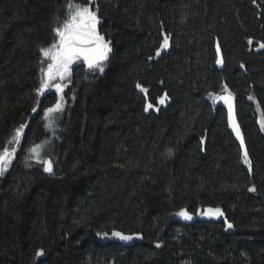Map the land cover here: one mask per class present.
Here are the masks:
<instances>
[{
  "label": "trees",
  "instance_id": "trees-1",
  "mask_svg": "<svg viewBox=\"0 0 264 264\" xmlns=\"http://www.w3.org/2000/svg\"><path fill=\"white\" fill-rule=\"evenodd\" d=\"M74 2L97 12L112 51L103 73L69 67L63 111L45 118L59 95L37 94L52 62L40 50L69 0H0V154L15 149L0 264H264V0ZM229 94L251 168L214 106ZM46 146L52 173L29 151ZM209 207L224 215L176 220Z\"/></svg>",
  "mask_w": 264,
  "mask_h": 264
},
{
  "label": "snow or ice",
  "instance_id": "snow-or-ice-1",
  "mask_svg": "<svg viewBox=\"0 0 264 264\" xmlns=\"http://www.w3.org/2000/svg\"><path fill=\"white\" fill-rule=\"evenodd\" d=\"M67 18L63 21L62 26L54 28L55 36L58 37V42L53 43L51 47L41 48V52L44 57L50 59L52 62L47 65L45 70L41 68V72L44 74L42 77L41 85L36 89L38 95H42L46 89L50 86L55 88V92L59 93L60 96L56 100V103L52 107L45 109V118H49L53 113H61L63 111V87L61 83H56L52 85V81L59 78V80H64L69 72V66L78 59L83 58L90 69H97L101 73L104 71L103 62L108 60L109 53H111V41L105 40V37L100 35L97 31V25L100 20L97 16V12L92 9L90 3L78 4L74 0H69L67 5ZM169 45V36L164 35L160 49H166ZM264 47V44L261 45ZM219 51V47H217ZM156 55H160V50H157ZM217 63H222L218 60ZM243 67V65H242ZM139 88L140 85L137 84ZM141 91L147 92V89L141 88ZM212 95L211 93L209 94ZM224 102L228 104L229 108V122L230 126L233 127L238 138H240L241 146H243V137L240 135L238 126L232 117V103L231 94L223 97ZM252 99V97H249ZM160 103H164V99L161 98ZM153 105L148 103L145 107V111L151 109ZM36 109L33 108V112ZM264 124V121H262ZM51 126V124H49ZM25 125L21 124L19 128L15 130L14 141L18 144L23 135ZM30 152L37 155L38 162H40V157L38 156V147H33L29 149ZM15 155V149L11 152L5 149L2 154H0V175L7 170V167L11 161V158ZM243 162L249 165L251 168V161L248 158V153L245 151L243 153ZM43 170L47 173L53 172V165L51 160H43ZM249 191H255V188H249ZM204 216L209 218H219L224 215L220 208H207L202 213ZM177 216L183 217L185 220H191L193 217L188 211L181 209L176 213ZM227 228H233L231 223H227ZM107 236V233L103 234ZM123 241H131L134 237L132 235H125L119 231H113L111 234ZM156 247H161L159 243ZM43 255V251L37 252V256Z\"/></svg>",
  "mask_w": 264,
  "mask_h": 264
},
{
  "label": "water",
  "instance_id": "water-1",
  "mask_svg": "<svg viewBox=\"0 0 264 264\" xmlns=\"http://www.w3.org/2000/svg\"><path fill=\"white\" fill-rule=\"evenodd\" d=\"M101 25L102 23L100 22L98 25H97V31L99 32V34L101 35V32H100V29H101ZM103 36V35H102ZM106 40V38H105ZM106 61L103 62V64L105 63ZM70 68H74V69H85V70H92L88 67L87 65V62L81 58V59H78V60H75L70 66ZM143 96H146V94H143ZM225 96H228V95H223V96H220L218 97L215 101H214V106L216 109H222L225 111L226 113V118H227V128H228V134L233 138L234 142L236 143V145L240 148L241 150V153H242V156H243V153L245 151H247V148H246V145H245V139H244V136H243V133H242V130L239 126V123H238V119H237V102H236V99H234L232 97L231 99V103H232V117H233V120L235 122V125L238 126L239 128V132H240V135L243 137V141H244V144L243 146H241V142H240V138H238L237 134H236V131H234L233 127L230 126V122H229V108H228V104H226L224 102V99L223 97ZM2 175H0V178H1ZM135 241H138L140 242L141 239H134Z\"/></svg>",
  "mask_w": 264,
  "mask_h": 264
},
{
  "label": "rangeland",
  "instance_id": "rangeland-1",
  "mask_svg": "<svg viewBox=\"0 0 264 264\" xmlns=\"http://www.w3.org/2000/svg\"><path fill=\"white\" fill-rule=\"evenodd\" d=\"M67 76V75H66ZM65 81H66V77L64 80H59V78H57L56 80H54V83H61L62 85H65ZM54 91H55V88L53 87ZM63 91H64V87H63ZM59 96L60 94L57 93ZM54 130V129H53ZM52 152V148L51 147H44L43 149H41L38 153V156L40 157L41 160L45 159L46 156H48L49 154H51ZM220 219L219 218H209V217H206L204 216L203 214H200L198 215L197 217L195 218H192L191 220H185L183 217H180V216H177L176 217V220L179 221V222H183V223H193V222H196V221H215V220H218Z\"/></svg>",
  "mask_w": 264,
  "mask_h": 264
}]
</instances>
